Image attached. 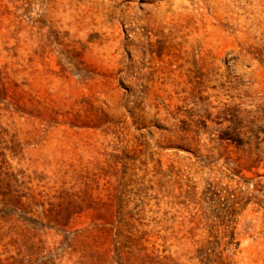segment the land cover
I'll return each instance as SVG.
<instances>
[{"label":"rangeland","instance_id":"obj_1","mask_svg":"<svg viewBox=\"0 0 264 264\" xmlns=\"http://www.w3.org/2000/svg\"><path fill=\"white\" fill-rule=\"evenodd\" d=\"M0 264H264V0H0Z\"/></svg>","mask_w":264,"mask_h":264}]
</instances>
